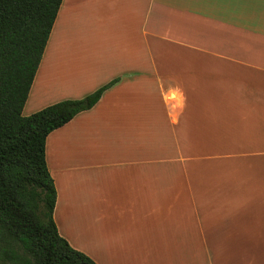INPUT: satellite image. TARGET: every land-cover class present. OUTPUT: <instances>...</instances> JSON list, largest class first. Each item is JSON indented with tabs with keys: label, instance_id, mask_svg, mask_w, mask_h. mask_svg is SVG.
<instances>
[{
	"label": "crops",
	"instance_id": "0c3cea01",
	"mask_svg": "<svg viewBox=\"0 0 264 264\" xmlns=\"http://www.w3.org/2000/svg\"><path fill=\"white\" fill-rule=\"evenodd\" d=\"M132 3L62 0L22 109L117 79L46 137L58 233L96 264H264V0Z\"/></svg>",
	"mask_w": 264,
	"mask_h": 264
},
{
	"label": "trees",
	"instance_id": "16d2710c",
	"mask_svg": "<svg viewBox=\"0 0 264 264\" xmlns=\"http://www.w3.org/2000/svg\"><path fill=\"white\" fill-rule=\"evenodd\" d=\"M61 1L0 0V264H96L57 231L45 140L117 79L22 113Z\"/></svg>",
	"mask_w": 264,
	"mask_h": 264
},
{
	"label": "rangeland",
	"instance_id": "374dc122",
	"mask_svg": "<svg viewBox=\"0 0 264 264\" xmlns=\"http://www.w3.org/2000/svg\"><path fill=\"white\" fill-rule=\"evenodd\" d=\"M105 0H97V5H96V9L98 10L100 8V5L102 6V4L104 3ZM123 1V6H124V9L127 7V6H130L131 4H133L132 2H134L135 0H122ZM79 25L81 26V31H80V35L83 36L84 34V20L81 21L79 23ZM94 25H91V31L94 29ZM75 51H79L81 53V51H84L83 48L81 47L80 49H77ZM89 58V57H88ZM61 67L63 68V70L61 71H58V80L56 81V83L59 84H62V81H67L69 79V77L72 75L71 74V71H73V67L78 69L77 72L78 73H82L84 72L85 70H89L90 68L89 67H93V59L92 57L89 58L88 60L87 59H84V58H76L75 59V63H72L73 67L70 66L69 64V59L67 58H62V61H61ZM50 65V61L49 63L48 62H45V64L43 65V67H48ZM42 79L40 78V83L42 82V85H43V90L47 91L49 90V85L50 84H53V81H54V77H53V74L52 72L50 71V73H46L44 74ZM94 91V90H93ZM92 91V92H93ZM44 93V92H43ZM91 93V92H90ZM89 94V93H88ZM46 95V94H44ZM44 99V98H43ZM83 253H85V250H79ZM93 252H96L98 254V251H93ZM228 252V251H227ZM242 253V252H241ZM87 254V253H86ZM219 264H222V261L219 263Z\"/></svg>",
	"mask_w": 264,
	"mask_h": 264
},
{
	"label": "bare ground",
	"instance_id": "6f19581e",
	"mask_svg": "<svg viewBox=\"0 0 264 264\" xmlns=\"http://www.w3.org/2000/svg\"><path fill=\"white\" fill-rule=\"evenodd\" d=\"M242 258H243V257H242ZM242 258H241V259H242ZM243 260H244V259H243Z\"/></svg>",
	"mask_w": 264,
	"mask_h": 264
}]
</instances>
